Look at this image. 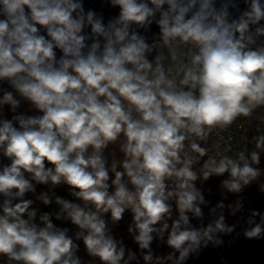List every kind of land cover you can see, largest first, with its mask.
Segmentation results:
<instances>
[{"label": "clouds", "instance_id": "obj_1", "mask_svg": "<svg viewBox=\"0 0 264 264\" xmlns=\"http://www.w3.org/2000/svg\"><path fill=\"white\" fill-rule=\"evenodd\" d=\"M107 2L119 12L105 22L83 0H0V84L12 89L0 87V154L10 161L0 165L2 264H82L79 240L101 264H130L137 254L125 258L105 219L126 210L144 264H185L236 228L217 215L223 201L215 219L193 225L208 203L196 182L227 174L221 186L239 194L261 174L264 134L250 153L208 145L264 108V0ZM17 94L39 114L17 113ZM117 143L123 159L112 153L109 164ZM48 184L80 201L36 195L45 206L55 197V220L75 225L74 238L25 198ZM242 207L227 205L232 215ZM245 223V238L264 239V213ZM165 233L173 251L157 255L152 242Z\"/></svg>", "mask_w": 264, "mask_h": 264}, {"label": "rangeland", "instance_id": "obj_2", "mask_svg": "<svg viewBox=\"0 0 264 264\" xmlns=\"http://www.w3.org/2000/svg\"><path fill=\"white\" fill-rule=\"evenodd\" d=\"M151 43V40H149ZM150 59L152 57H149ZM9 91H12L9 90ZM17 98L21 100L20 108L17 110V113H24L27 115H38L39 113L32 108L29 102L23 100L20 98L17 94ZM2 115L5 118L10 119L13 113H11L8 110V107L5 106L2 110ZM259 129V134H264V111L263 115L256 127V130ZM109 155L111 158L113 156L112 153L115 154V158L118 160L123 159V154L119 151V144H109ZM3 156L0 154V164ZM261 170L260 176L251 183L252 191L249 193H242L241 195H237L236 193H229L226 189L223 188V193L225 195L232 194L234 198L232 200H225L223 203L225 204V208L222 210L223 215L225 216V223L229 226L236 225L235 230L231 234H224L220 233L218 234L219 239L222 241L219 245L209 243L207 247H202L198 254L191 255L188 260L185 262V264H264V259L258 252L259 248V239H251L249 241L252 242L253 248H254V255L252 256L254 258V262H238V260L232 255V253L229 251L228 244L232 240H240L243 236V230L247 227L245 221L250 216L251 211L253 209H258L260 212L264 213V192L260 191L261 185H264V152H261V162L257 166ZM122 170V169H120ZM114 178V177H113ZM258 186V187H257ZM55 186H52L51 184L48 185H41L39 188L40 192H47L49 195L52 193ZM111 191V189H110ZM39 192V193H40ZM39 195V194H37ZM26 199H32L34 200V204L32 205L33 208L36 209L38 203L40 201L36 200V194L33 193H27ZM208 198V197H207ZM238 198H242L243 207L238 211L235 215L231 214V210L227 208V205L234 204L235 201ZM2 199V198H0ZM212 198L209 197L208 202H211ZM76 203H80L79 200L76 199ZM202 208V211L204 213V219L203 221H199L195 218L192 219L193 225L199 227L201 223L204 225H207L211 220L216 218V215L211 214L210 209L213 207L211 205H200ZM221 211L217 210V215L220 214ZM190 217L192 216L191 213H189ZM177 216V213L174 211L173 218L175 219ZM105 219L108 221V227L110 228L112 233H121L128 229L129 225L132 223V214L130 210H126V212L123 215V218L117 222L112 223L110 219V214L105 215ZM37 222H39L37 220ZM58 227L64 228L61 223L53 222ZM70 229L69 236H72L74 238V234L76 231H78L77 227L75 225L66 226ZM167 240V233H165L164 240L154 239L152 242V249L154 250V253L157 255H167L168 253L172 252L173 249L167 246L166 244ZM77 244H79V251L77 255L81 258L82 264H101L99 261V258L91 257L87 254L85 246L83 244L82 240L75 241ZM178 255V253H177ZM2 264V262H0ZM166 264H171V262H166Z\"/></svg>", "mask_w": 264, "mask_h": 264}, {"label": "trees", "instance_id": "obj_3", "mask_svg": "<svg viewBox=\"0 0 264 264\" xmlns=\"http://www.w3.org/2000/svg\"><path fill=\"white\" fill-rule=\"evenodd\" d=\"M2 95V93H0ZM264 108L257 109L251 118H243V127L241 131V138L243 141V145L241 150H244L245 147L247 148V152L250 153L251 151L255 150V144L253 142V136H255V126L257 125V122L261 115H263ZM212 150V142L209 141V145ZM105 155L108 157L109 164L111 163L112 158L109 155V149L105 150ZM207 159V157L202 158ZM10 163L7 158L3 157L1 160V164H7ZM197 169L200 167V165L194 166ZM227 178V174H224L223 176H212L207 181H204L203 179L198 180L196 182L197 187L202 189L203 195L212 198L211 202L209 201V205H211L213 208L216 207V205L225 200H232L234 196L232 194L225 195L223 193V187L221 186V181ZM41 185H37L36 187V195L39 194V188ZM258 187V186H257ZM251 192L252 186L251 184L249 186H246L243 190V192ZM55 193L56 196L63 197L67 200L76 202V198L72 197L69 194V187L66 184L57 185L54 187L52 195ZM227 197V199H225ZM36 209L38 210V216L42 212H49L53 214V222L61 223L63 226H70L72 225L70 221H63V220H55V213L58 211L59 206L55 204V197H53V202L45 206L42 202H39ZM219 211H222L220 209H217ZM38 220V219H37ZM169 224H171V221H169ZM111 234L117 239L122 240L123 244L126 247L125 252V258H127V250H131L137 254V260L130 261V264H144V261L142 259V256L140 255V249L138 248V245L133 241V235L128 233V229L121 233H112ZM229 251L232 253V255L238 260V262H254V258L252 257L254 255V248L252 245V242L249 241L245 237H241L240 240H232L229 244ZM258 252L264 259V239H259V248Z\"/></svg>", "mask_w": 264, "mask_h": 264}, {"label": "built area", "instance_id": "obj_4", "mask_svg": "<svg viewBox=\"0 0 264 264\" xmlns=\"http://www.w3.org/2000/svg\"><path fill=\"white\" fill-rule=\"evenodd\" d=\"M262 115L260 116L257 125L261 119ZM255 126V136L258 135ZM243 127V118L238 119L234 124L226 130H217V132L213 133L210 141L212 142V150L213 153L219 150L221 153H224L225 149L231 148V152L227 153L229 155H233L238 151H241L243 141L241 138V131ZM217 145H219V149H217ZM243 191L237 195H241ZM244 193H248L245 192ZM205 200L208 201L207 196H204ZM209 203V202H208ZM207 203V204H208Z\"/></svg>", "mask_w": 264, "mask_h": 264}, {"label": "water", "instance_id": "obj_5", "mask_svg": "<svg viewBox=\"0 0 264 264\" xmlns=\"http://www.w3.org/2000/svg\"><path fill=\"white\" fill-rule=\"evenodd\" d=\"M84 2V7L86 10L92 9L96 11L98 14H102L105 18V22L109 18L115 17L118 15L119 9L118 8H113L111 5L107 2V0H83ZM244 6L241 5V8ZM143 32V30H141ZM158 28L155 24L152 25L151 32L147 33L149 36V40H151V36L153 33H157ZM60 55L58 51V56ZM0 87L7 88L8 90H11V88L8 87L7 84H0Z\"/></svg>", "mask_w": 264, "mask_h": 264}]
</instances>
